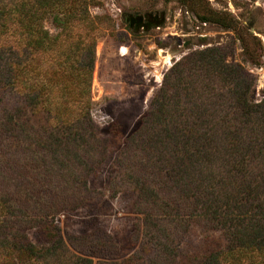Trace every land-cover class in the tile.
Here are the masks:
<instances>
[{
  "label": "trees",
  "instance_id": "16d2710c",
  "mask_svg": "<svg viewBox=\"0 0 264 264\" xmlns=\"http://www.w3.org/2000/svg\"><path fill=\"white\" fill-rule=\"evenodd\" d=\"M177 1L200 22L237 28L207 0ZM94 3L0 0V264H264V97H254V76L227 60L231 43L191 49L163 73L136 130L103 136L90 88L112 18L91 14ZM113 144L110 195L133 192L141 214L126 263L107 234L63 238L45 220L98 199L88 176ZM38 224L44 248L25 234ZM194 238L210 250H195Z\"/></svg>",
  "mask_w": 264,
  "mask_h": 264
},
{
  "label": "rangeland",
  "instance_id": "374dc122",
  "mask_svg": "<svg viewBox=\"0 0 264 264\" xmlns=\"http://www.w3.org/2000/svg\"><path fill=\"white\" fill-rule=\"evenodd\" d=\"M93 1L99 3L89 6L91 14L112 18V29L96 42L90 88L91 117L101 135L118 133L123 139L136 130L163 73L191 49L231 43L233 51L227 60L249 70L255 81L254 97H264V0H207L208 7L229 12L237 19L236 30L200 22L177 0ZM139 15L155 19L137 28L135 16ZM44 26L57 31L52 17L45 18ZM119 149L120 145H111L104 161L88 176L87 185L98 199L45 220L52 222L63 238L95 231L107 234L114 246L113 259L126 263L140 242L141 214L134 211L133 192L110 195V185L117 177L114 160ZM25 234L36 247L50 244L43 225L29 226ZM191 246L202 254L210 250L199 238H194Z\"/></svg>",
  "mask_w": 264,
  "mask_h": 264
},
{
  "label": "flooded vegetation",
  "instance_id": "af4514ba",
  "mask_svg": "<svg viewBox=\"0 0 264 264\" xmlns=\"http://www.w3.org/2000/svg\"><path fill=\"white\" fill-rule=\"evenodd\" d=\"M154 19L148 15L145 18H143L142 20H138L137 17H136L135 22H136L137 28H138V27H143V25L145 26V23H147V22L149 23V21H152Z\"/></svg>",
  "mask_w": 264,
  "mask_h": 264
},
{
  "label": "water",
  "instance_id": "95a60500",
  "mask_svg": "<svg viewBox=\"0 0 264 264\" xmlns=\"http://www.w3.org/2000/svg\"><path fill=\"white\" fill-rule=\"evenodd\" d=\"M137 17V19L138 20H142V16L141 15H139V16H136ZM162 20H160V21H154V22H156V23H159V22H161ZM148 23V22H147ZM147 23H145V26L147 25Z\"/></svg>",
  "mask_w": 264,
  "mask_h": 264
},
{
  "label": "bare ground",
  "instance_id": "6f19581e",
  "mask_svg": "<svg viewBox=\"0 0 264 264\" xmlns=\"http://www.w3.org/2000/svg\"><path fill=\"white\" fill-rule=\"evenodd\" d=\"M121 50H123V52H126L124 48H121ZM168 57V56H167ZM170 59V58H169ZM170 66V65H169Z\"/></svg>",
  "mask_w": 264,
  "mask_h": 264
}]
</instances>
